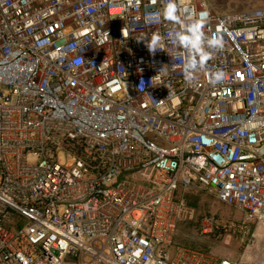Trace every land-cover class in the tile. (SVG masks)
Segmentation results:
<instances>
[{"label": "built area", "instance_id": "2783aa9c", "mask_svg": "<svg viewBox=\"0 0 264 264\" xmlns=\"http://www.w3.org/2000/svg\"><path fill=\"white\" fill-rule=\"evenodd\" d=\"M176 2L224 41L190 82L166 0H0V264H264L175 243L192 192L264 232V8Z\"/></svg>", "mask_w": 264, "mask_h": 264}, {"label": "rangeland", "instance_id": "374dc122", "mask_svg": "<svg viewBox=\"0 0 264 264\" xmlns=\"http://www.w3.org/2000/svg\"><path fill=\"white\" fill-rule=\"evenodd\" d=\"M215 11L232 12L254 8H264V0H208ZM187 201L199 212L198 222L180 226L175 239L177 244H185L192 248L210 250L214 257H230L232 259H262L264 257V232L252 237L241 229L243 216L230 206L218 202L214 197L202 192L186 193ZM203 216H212L221 222L215 236L204 237L201 230ZM226 226V227H225ZM201 239H203L201 241ZM210 246V248L208 247Z\"/></svg>", "mask_w": 264, "mask_h": 264}, {"label": "clouds", "instance_id": "9594fccd", "mask_svg": "<svg viewBox=\"0 0 264 264\" xmlns=\"http://www.w3.org/2000/svg\"><path fill=\"white\" fill-rule=\"evenodd\" d=\"M180 12L181 10L176 0H166L161 9L146 12L145 21L149 25L168 21L178 26L166 39L170 40L178 49H183L186 53L183 58V72L185 80L190 82L195 79L198 72L206 68L207 61L211 58L213 52L223 48L224 41L219 33H212L211 35L205 33L204 28L208 20L207 12L202 11L193 14L189 22H185L181 18ZM146 35L137 39L145 41ZM145 42L150 53L166 50L162 47L165 38L159 33H152ZM223 75L222 70H216L213 73L211 82L213 84L221 82Z\"/></svg>", "mask_w": 264, "mask_h": 264}, {"label": "crops", "instance_id": "0c3cea01", "mask_svg": "<svg viewBox=\"0 0 264 264\" xmlns=\"http://www.w3.org/2000/svg\"><path fill=\"white\" fill-rule=\"evenodd\" d=\"M191 247H193V246H191ZM207 247H208V246H207ZM208 248H210V246H209Z\"/></svg>", "mask_w": 264, "mask_h": 264}]
</instances>
